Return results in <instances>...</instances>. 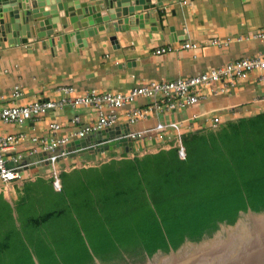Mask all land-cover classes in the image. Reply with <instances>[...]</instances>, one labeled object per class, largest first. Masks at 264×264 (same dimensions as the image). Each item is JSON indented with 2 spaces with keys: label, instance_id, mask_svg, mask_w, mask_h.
I'll list each match as a JSON object with an SVG mask.
<instances>
[{
  "label": "trees",
  "instance_id": "trees-1",
  "mask_svg": "<svg viewBox=\"0 0 264 264\" xmlns=\"http://www.w3.org/2000/svg\"><path fill=\"white\" fill-rule=\"evenodd\" d=\"M170 148L62 169L0 197V264L115 263L211 236L250 207L264 211V112L183 134ZM16 211L17 217L13 212Z\"/></svg>",
  "mask_w": 264,
  "mask_h": 264
},
{
  "label": "crops",
  "instance_id": "crops-1",
  "mask_svg": "<svg viewBox=\"0 0 264 264\" xmlns=\"http://www.w3.org/2000/svg\"><path fill=\"white\" fill-rule=\"evenodd\" d=\"M110 10L114 11L113 8ZM150 11L152 13L148 17L145 16L146 12H140V19L132 20L129 26L120 23L114 28L111 22L110 26L106 21L97 23L95 26L98 31L82 42L76 40L73 34L70 41L66 34L61 37L59 32L69 33L71 29L69 26L63 30L61 22H58L57 27L47 30L52 35L41 38L35 33L25 41L20 36L10 39L0 37V94L4 95V98H0V105L57 98L60 96L57 89L64 84H73L78 93L93 88L124 91L150 80L195 75L236 58L264 51V42L251 37L233 40L228 45L211 43L213 38L225 39L264 30V0H189L188 4H183L181 0H165L162 6ZM116 21L119 22V19ZM88 29H92V26ZM186 42H192L197 47L184 48ZM169 45L172 50L156 52L159 47ZM18 84L23 94L15 98L12 90ZM218 86L220 83L207 89L206 97L196 105L173 111H157L133 124L128 123L126 115L130 105L119 109L118 122L111 127L113 131L117 129L119 133L143 134L140 139L133 141L132 150L120 145L114 150L107 148L105 152L97 151L96 131L86 137L90 139L89 151L83 154L71 152L77 154L61 157L58 163L37 162L43 158L36 160L39 154L29 158L33 162L27 169L26 179L10 184L0 181V197L10 202L15 209L16 201L27 183L53 182V171L58 167L67 171L74 168L67 167L70 161L99 160L100 165L106 162L103 161L105 157L111 159L112 153L116 154L115 158H121L123 153H127L128 157L131 154L134 156L135 152L140 155L154 153L163 147L170 148L172 142L176 144L180 137L183 138V134L210 126V120L215 115L221 117L222 123L264 112V100L261 99L263 85L256 73L247 79H238L228 91H220ZM150 100L139 97L133 105L145 106ZM75 115H80V123H72ZM97 116L95 109L68 107L21 125L0 123V135L27 133L29 138L16 147L25 153L35 145L31 136L50 135V123L59 122L62 125L61 133L66 134L95 121ZM160 132H164L165 140L158 138ZM9 164L13 165L12 162ZM81 167L87 166L78 168ZM16 213L13 212L15 217Z\"/></svg>",
  "mask_w": 264,
  "mask_h": 264
},
{
  "label": "built area",
  "instance_id": "built-area-1",
  "mask_svg": "<svg viewBox=\"0 0 264 264\" xmlns=\"http://www.w3.org/2000/svg\"><path fill=\"white\" fill-rule=\"evenodd\" d=\"M181 2L188 4L189 0H181ZM249 37L264 42V30L225 39L213 38L211 43L228 45L233 40L241 41ZM183 47L195 48L197 45L186 42ZM170 50H172V46L169 45L159 47L156 52L161 53ZM252 73H256L258 81L263 85L261 99L264 100V51H260L252 56H243L228 63L211 67L195 75L179 76L170 80H150L124 91H100L93 88L78 93L73 84H64L58 87L60 96L57 98H40L25 104L0 105V123L21 125L52 111H62L68 107L72 109H95L98 115L95 121L66 134L61 133L62 125L59 122L50 123V135L44 137L31 136L30 139L35 145L25 153L18 151L16 147L20 142L29 138L27 133L0 135V181L10 184L26 179L27 169L33 162L29 158L44 152H47L49 156L43 157L37 162L55 163V157H64L65 148L70 142L76 139H84L96 131L115 126L118 122V111L125 106L130 105L126 115L128 123L133 124L157 111L164 109L173 111L196 105L202 98L206 97L207 89H211L214 84L220 83L219 90L225 92L233 87L238 79H247ZM22 94L21 86L16 85L12 90V96L19 98ZM139 97H147L151 100L145 106L133 105ZM0 98H4V95L0 94ZM80 122V115H75L72 118L73 124ZM220 122L221 117L215 115L210 120V126L215 127ZM142 135L141 132L128 133L132 141L140 139ZM157 136L160 140H165L164 132H160ZM60 149H62L61 153L56 154V151ZM179 153L182 158L186 157L185 149L179 147ZM9 162H12L13 165H10ZM57 170L53 171V186L56 190H61L60 167Z\"/></svg>",
  "mask_w": 264,
  "mask_h": 264
},
{
  "label": "water",
  "instance_id": "water-1",
  "mask_svg": "<svg viewBox=\"0 0 264 264\" xmlns=\"http://www.w3.org/2000/svg\"><path fill=\"white\" fill-rule=\"evenodd\" d=\"M164 1L0 0V37L10 39L20 36L25 41L27 37L35 33L37 37L41 38L52 35L53 33H48L47 30L57 27L58 22H61L63 30L71 26L69 33L59 32L61 37L66 34L70 41L73 34L76 40L82 42L84 38L92 36L98 31L95 24L106 21L108 26L111 22L114 28L120 23L129 26L132 20L140 19V12H146L145 16L148 17V14L152 13L150 10L154 11L157 6H162ZM111 8L114 11L110 10ZM118 19L119 22L116 21ZM90 26L92 29H88ZM95 137L99 146L97 151L104 152L107 148L114 150L120 145L125 146L127 150H132L133 141L128 136V132L119 133L117 129L113 131L110 127L99 130ZM89 142V138L70 142L65 148L66 153L63 156L83 154L89 151ZM175 145L185 149L181 137ZM61 151L62 149L57 150L56 154H60ZM47 156L49 154L44 152L39 154L36 160ZM129 156L133 157V154ZM60 159L61 156L55 157V163H58ZM109 159L110 157H105L103 161ZM91 163L92 165L99 164L98 161ZM263 219L264 211L257 212L249 207L247 211L240 212L234 224L221 223L219 229L211 236H205L199 241L187 239L177 249L171 248L169 252L159 250L153 256H147L146 260L134 264H264ZM96 262L103 264L98 258H96ZM36 264H39L37 259Z\"/></svg>",
  "mask_w": 264,
  "mask_h": 264
},
{
  "label": "rangeland",
  "instance_id": "rangeland-1",
  "mask_svg": "<svg viewBox=\"0 0 264 264\" xmlns=\"http://www.w3.org/2000/svg\"><path fill=\"white\" fill-rule=\"evenodd\" d=\"M142 154H144V152ZM91 165H92V163L90 162V160L85 161V162L82 161V162H78V163L76 161H74V162L70 161V162H68L67 167L68 168H70V167L72 168V166L73 167H79V166H87L88 167ZM60 169H62V168H60ZM57 172H58V170H57ZM146 259H147V256L144 259H141L140 257H137V256H131V257L127 256L124 259H120V260L116 261L115 263H103V264H134V263L146 260Z\"/></svg>",
  "mask_w": 264,
  "mask_h": 264
},
{
  "label": "bare ground",
  "instance_id": "bare-ground-1",
  "mask_svg": "<svg viewBox=\"0 0 264 264\" xmlns=\"http://www.w3.org/2000/svg\"><path fill=\"white\" fill-rule=\"evenodd\" d=\"M263 220H264V219H263ZM263 220H262V221H263ZM255 223H257V222H255Z\"/></svg>",
  "mask_w": 264,
  "mask_h": 264
}]
</instances>
